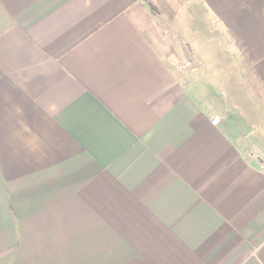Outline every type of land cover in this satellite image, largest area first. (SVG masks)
I'll list each match as a JSON object with an SVG mask.
<instances>
[{
    "label": "crops",
    "instance_id": "0c3cea01",
    "mask_svg": "<svg viewBox=\"0 0 264 264\" xmlns=\"http://www.w3.org/2000/svg\"><path fill=\"white\" fill-rule=\"evenodd\" d=\"M0 264H264V0H0Z\"/></svg>",
    "mask_w": 264,
    "mask_h": 264
},
{
    "label": "rangeland",
    "instance_id": "374dc122",
    "mask_svg": "<svg viewBox=\"0 0 264 264\" xmlns=\"http://www.w3.org/2000/svg\"><path fill=\"white\" fill-rule=\"evenodd\" d=\"M209 68L210 69L208 71H210V72H208V73H209V78L212 79L211 84L213 86H217V84H216V79L218 78V76H216V74H217L216 70L217 69L216 68H212V67H209ZM173 69H175L178 72L180 80L186 81V79L188 78V72H192V70H194V66L193 65L190 66L189 64H180V66L174 67ZM211 70L213 71V73H212ZM221 74H222V76H225L226 72L223 70ZM213 79H215V80H213ZM208 80L210 82V79H208ZM221 82L223 83V79L222 78H221ZM251 88L255 90L256 85L254 84V86H253L252 84L249 83V90Z\"/></svg>",
    "mask_w": 264,
    "mask_h": 264
},
{
    "label": "built area",
    "instance_id": "2783aa9c",
    "mask_svg": "<svg viewBox=\"0 0 264 264\" xmlns=\"http://www.w3.org/2000/svg\"><path fill=\"white\" fill-rule=\"evenodd\" d=\"M218 121V118L217 117H214L213 119H212V123H216Z\"/></svg>",
    "mask_w": 264,
    "mask_h": 264
}]
</instances>
